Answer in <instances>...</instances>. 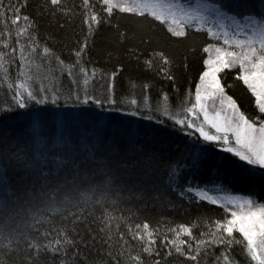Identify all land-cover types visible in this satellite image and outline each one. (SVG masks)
<instances>
[{
  "label": "snow or ice",
  "instance_id": "6c2138e0",
  "mask_svg": "<svg viewBox=\"0 0 264 264\" xmlns=\"http://www.w3.org/2000/svg\"><path fill=\"white\" fill-rule=\"evenodd\" d=\"M50 3L53 10L61 7V0H50ZM27 6L28 0H0V25L5 29L0 31V38L4 40V49H10L0 51V70L5 78L8 77L9 66L16 62L17 54L22 69L36 55L38 41L32 34L36 26L29 15H22V10ZM81 7L88 35L75 51L72 67H79L89 48L88 37L94 35L99 26H114L117 33L124 36L119 29V21L123 18L131 20L137 30H159L169 39L187 38L193 24H208L209 17L218 25L220 31L210 26L207 33L218 40L222 39L223 46L208 43L202 47V55L206 58H202L198 76L193 77L191 82L194 102L186 100L185 94L178 90L165 91L156 89L155 84H149L146 87L155 89L152 97L143 95L139 101L132 99L126 103L133 108L131 115H140L147 109V118L159 115L160 123L167 118L173 130L187 138L196 136L191 141L196 152L186 160L194 173L206 174L209 170L207 162L219 156V159H214L213 167L228 177L229 184L239 185L241 191L248 193L247 196L229 197L225 203H221L225 198L211 196L198 189L197 195L201 201L223 209L214 225L200 233L208 239H200L194 236L192 227L180 225L175 230L176 238L168 241L165 236L161 244L167 242L178 256L185 257L191 264H200L201 257L206 258L213 249L218 252L213 253V264H264V199L260 198L264 194V0H215L212 4L207 0H197L195 4H183L178 0H96L95 3L82 0ZM225 21L228 22L227 27L232 29L231 33L224 30ZM249 27L250 35L245 31ZM13 30L15 46L10 43ZM21 37L28 43H21ZM43 53L51 55L48 47L43 48ZM140 55L148 57L147 51L138 54L133 50L129 53L130 57L136 56L137 61ZM156 56L163 62L162 65H156L153 59ZM55 59L59 64H64L58 56ZM169 64L163 51L153 50L151 57L144 60L146 70L172 80ZM79 71L84 75V84L88 85V70L80 67ZM91 74L95 76V69L91 70ZM116 76V72L111 74L106 91L113 88ZM233 76L232 83H229V77ZM73 84L74 88L64 96L55 86L51 89L43 85L35 87L32 77L21 71L15 86L8 85L11 100L0 101V122L13 118L35 133V152L31 159L11 154L4 161L23 166L33 177V187L24 196L11 200L13 193L7 191V181L0 177V233L7 230L9 243L13 238L12 233L16 234L17 240L23 236L28 249L37 253L33 259L38 258L41 250L47 252L52 248L55 255L61 248L72 246L74 242L68 239L70 230L55 229L53 246L49 231L39 232L37 228L39 234L32 238L30 232L21 229L34 228L46 222L49 213L59 214L67 221L76 215L71 211L73 208L93 203L103 206L110 194L123 188L116 183L118 177L115 169L109 166L107 160H96L94 150L104 142L101 125L104 110L110 106L119 111L118 104L125 106V101L110 95H105L103 100L94 98L88 88L81 86L79 79L73 80ZM237 87L245 92V98L235 95L234 89ZM62 97L66 104L88 105L91 101L96 105L99 111L92 117L94 124L91 129L85 131L79 117L63 114L51 118L46 109L40 107L49 103L58 105ZM252 100L255 107L250 109L247 104ZM187 103L191 106L185 107ZM53 119L55 129L49 143L42 138V134ZM85 138H90L87 143ZM217 147L222 153L231 155L215 153ZM84 149H88L87 156L78 161L77 156ZM89 160L93 164L92 170L89 171L87 167L81 169V162ZM49 161L53 170L45 171ZM61 171H64V177L57 178ZM180 195L183 196L184 192L181 191ZM11 204L16 207L9 211ZM29 220L32 222L29 223ZM129 231L133 240L143 242L141 252L146 254V258L160 256L159 250L154 247L156 232L149 231L147 222L137 224L134 231ZM181 233L192 240L180 239ZM120 238L123 240L120 255H123L124 249L130 246L123 235ZM41 240H49V243L42 244ZM171 248L166 255L171 254ZM141 252L132 255L129 251L126 264H146ZM113 259L119 264L117 258ZM61 264L68 262L61 261ZM155 264H161L160 260L157 259Z\"/></svg>",
  "mask_w": 264,
  "mask_h": 264
},
{
  "label": "trees",
  "instance_id": "16d2710c",
  "mask_svg": "<svg viewBox=\"0 0 264 264\" xmlns=\"http://www.w3.org/2000/svg\"><path fill=\"white\" fill-rule=\"evenodd\" d=\"M90 2L95 3L96 0ZM81 4L82 0H61V7L53 10L50 0H28V6L22 10V15H29L36 26L32 33L38 41L36 55L22 69L17 54L16 62L8 68L7 78L0 70V101L11 100L8 85L17 82L21 71L26 72L35 82L41 80L40 85L46 88H59L64 96H67L69 89L74 88L73 80L79 79L81 86L88 88L94 98L103 100L105 95H110L118 100L123 99L125 106L118 104L119 111L110 106L104 110L101 119L104 142L99 149L94 150L96 160H107L109 166L115 169L118 177L116 183L123 188L110 194L109 200L103 206L93 203L73 208L71 211L76 215L69 217L67 221L59 214L49 213L46 222L37 224L34 228L21 229L30 232L32 238L39 234L37 228L39 232L49 231V240L53 246L56 239L55 229L70 230L68 239L74 242L73 245L61 248L55 255L53 249L49 248L47 252L41 250L38 258L33 259L37 253L28 249L23 236L17 240L16 234L12 233L13 238L9 243L7 230L0 233V264H61V261L68 264H116L114 257L119 264H126L127 253L131 251L132 255H136L141 252L143 243L133 240L129 229L134 231L137 224L142 225L144 222L149 224V231L156 232L153 237L156 239L154 247L160 252L159 257L154 255L151 258H146V254L141 252L146 264H155L157 259L161 264H191L185 257L178 256L170 244L165 242L162 245L161 241L165 236L168 241L175 239V230L180 225L192 227L194 236L208 239L200 233L214 225L223 209L201 201L194 190H208L220 184L231 193H248L241 191L239 185L229 184L228 177L213 167L214 159H219V156L207 162L209 170L206 174L194 173L187 166L186 160L196 152L191 146V141L196 137L187 138L181 132L173 130L167 118H163L164 123L159 122V115L147 118V109L140 115H131L133 108L127 106L126 102L132 99L139 101L143 95L152 97L155 89L146 87L149 84H155L156 89L165 91L178 90L184 94L193 92L192 79L198 76L202 58H206L202 55V47L212 40L205 31L190 28L187 38L169 39L159 30H137L131 20L123 18L119 21V29L124 36H120L114 26H99L94 35L88 37L89 48L79 67H72L75 51L88 35ZM4 30L3 25H0V31ZM20 39L21 43H28L24 37ZM10 43L15 46L14 30ZM44 47L49 48L51 55L43 53ZM3 50L10 51L4 49V40L0 38V51ZM133 50L138 54L147 51L148 57H151L153 50L163 51L170 61L168 68L171 70L172 80L146 70L144 60L148 57L140 55L137 61L136 56H129ZM57 56L64 61L63 65L57 62ZM153 59L157 66L163 64L158 56ZM80 67L88 70V85L84 84ZM92 69H95L94 77L91 74ZM113 72L117 73L114 86L106 91L107 82ZM233 79L234 76L229 77V83ZM234 92L236 96L245 98L246 94L240 87L235 88ZM247 106L254 108V100ZM40 107H44L51 118L63 114L81 118L85 131L93 127L92 117L99 111L91 101L88 105H74L71 102L66 104L63 97L58 105L49 103ZM54 129L53 119L42 138L50 143ZM34 136L35 133L13 118L0 122V177L7 181V191L13 193L11 200H15L16 196H24L33 187V177L23 166L4 161L11 154L31 159L35 152ZM89 139L85 138V142ZM87 152L88 149H84L77 156V160L82 161ZM218 152L221 154L220 150ZM80 167H87L91 171L93 164L89 160L81 162ZM51 170L53 166L49 161L45 171ZM64 174L61 171L57 178H63ZM189 188L192 190L189 191ZM181 191L184 192L183 196L180 195ZM260 198L264 199V194ZM15 207V204H11L9 211ZM64 215L67 216L68 213L65 212ZM121 235L130 246L124 249L123 255H120L123 244ZM180 239L192 240L184 233H181ZM49 240H41V243L48 244ZM170 248L171 254L166 255ZM213 253L218 254L213 249L206 258L201 257L200 264H213Z\"/></svg>",
  "mask_w": 264,
  "mask_h": 264
},
{
  "label": "rangeland",
  "instance_id": "374dc122",
  "mask_svg": "<svg viewBox=\"0 0 264 264\" xmlns=\"http://www.w3.org/2000/svg\"><path fill=\"white\" fill-rule=\"evenodd\" d=\"M178 2L183 3V4H195L197 2V0H178ZM207 2L209 4H212V3L215 2V0H207ZM241 23H243V21H241ZM227 24H228V22L225 21V25L226 26H225L224 30L225 31H229L231 33L232 29L228 28ZM210 26H213V27H215L217 29V31H220L218 25L214 24V22L212 21L211 17H209L208 24H205L203 26H199V25L193 24V26L190 29H195L196 30L198 28L199 30L205 31L207 33V28L210 27ZM245 31L248 32L249 35L251 34V28L250 27L249 28H245ZM209 37L212 40L211 43L218 44V46H223L222 45V39L218 40L217 37H215V36H209ZM240 38L243 39V36H241ZM39 79H43V77L42 78L39 77ZM41 82H42L41 80H37L35 82L34 86L35 87H40L41 86L40 85ZM13 85L15 86V84H13ZM185 99L186 100H191L192 102H194V91L193 92H188L187 94H185ZM190 106H191L190 103H187L185 105V107H190ZM147 111H149V110H147ZM193 137H196V136L194 135ZM218 150L221 151V155L227 154V153H222V150L219 147L215 148L214 152L219 154ZM204 191L207 192L208 195L225 198L224 200L221 201V203H225L227 198H229V197H233V196H247V195H242V194L240 195L238 193H231L230 190L226 189V187H224V186H222L220 184H217L214 187H211L210 189L204 190ZM194 192L196 193V196L199 198V196L197 195V190H194Z\"/></svg>",
  "mask_w": 264,
  "mask_h": 264
},
{
  "label": "bare ground",
  "instance_id": "6f19581e",
  "mask_svg": "<svg viewBox=\"0 0 264 264\" xmlns=\"http://www.w3.org/2000/svg\"><path fill=\"white\" fill-rule=\"evenodd\" d=\"M180 162H185V161H180Z\"/></svg>",
  "mask_w": 264,
  "mask_h": 264
}]
</instances>
